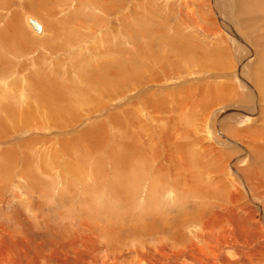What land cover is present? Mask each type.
I'll use <instances>...</instances> for the list:
<instances>
[{"label": "rangeland", "instance_id": "1", "mask_svg": "<svg viewBox=\"0 0 264 264\" xmlns=\"http://www.w3.org/2000/svg\"><path fill=\"white\" fill-rule=\"evenodd\" d=\"M25 1L37 0L0 6V28L11 18L8 11L21 10L20 24L26 29L17 26L12 33L20 37L19 49L7 38L0 41L15 49L2 55L12 61L10 73L5 70L7 91L32 86L35 67L46 72V79L56 77L48 72L55 69L61 96L72 94V101H50L45 91L40 95L34 88L35 96L45 100L39 110L32 103L38 119L50 103L70 112L58 125H35L32 117L33 126L19 128L7 121L9 129L0 136V264H237L243 260L240 254L246 257L238 247L230 248L235 249L230 255L224 246L216 248V255L207 250L202 263L189 249L183 251L192 243L206 249L211 228L198 220H219L221 215L224 222L217 233L231 226L234 239L220 237V243L247 240L255 254L250 258L264 259V250L256 254L264 247V170H258L264 157L249 148L264 144V88L254 73L259 66L264 79V0H49L55 4L46 6H54L57 19L65 18L61 29L46 12L27 11ZM244 5L255 9L239 10ZM242 10L249 13L247 20ZM26 15L42 21L45 30L37 36L51 34L44 43L31 40L36 33ZM59 30L63 48L50 53L56 48L51 38ZM24 61L32 64L20 68ZM126 61L130 69L147 66L151 77L145 73L139 84L138 75L130 80L128 73H143H127ZM89 69L103 78L91 81ZM45 77L38 83L47 86L56 80ZM225 86L232 92L219 96L217 90ZM79 87L90 91L80 92ZM180 90L189 92L172 99L170 93ZM0 92L6 93L3 84ZM152 100L170 101L173 112L152 110ZM130 106L144 118L146 132L141 138L129 118V149L121 135L125 124H111L108 115ZM146 114L151 124L146 125ZM91 126L97 135L82 133ZM171 128L175 159L181 149L191 151L187 163L178 160L187 169L162 166L153 186V171L165 165L168 142L163 134ZM194 249L195 255L201 252Z\"/></svg>", "mask_w": 264, "mask_h": 264}, {"label": "bare ground", "instance_id": "2", "mask_svg": "<svg viewBox=\"0 0 264 264\" xmlns=\"http://www.w3.org/2000/svg\"><path fill=\"white\" fill-rule=\"evenodd\" d=\"M12 1H14L15 2V0H12ZM36 1V0H35ZM78 1H81V0H78ZM104 2L106 1L107 2V0H103ZM116 2L118 1V0H115ZM0 6H2V4L4 3V4H6V6H10L11 5V0H0ZM13 2V3H14ZM46 3H49V0H37L36 2H34V1H30V2H27V1H25V3H24V5L27 7L28 5V9H27V11H29V12H32V13H36V14H40V15H42V12L44 13V12H46L47 13V16L50 18V17H52V18H54V19H51L57 26H58V28H62L63 26H62V21H64V17H61L60 16V18H62V21H59L57 18H58V16L56 15L57 14V11H53L52 10V8L51 7H54V6H46ZM245 2H243V4H244ZM50 5L51 4H53L52 3V1H50V3H49ZM55 4V3H54ZM53 4V5H54ZM253 4V3H252ZM251 5V4H250ZM25 6L23 7V8H25ZM37 7V8H36ZM26 9V8H25ZM241 9H245L246 11H252V10H254L255 9V7L254 6H246V5H244V6H242V7H240V9L239 10H241ZM19 11H21V10H19ZM18 10H15L14 12H10V11H8L9 12V14L11 15V18H9L8 20H5L4 22V26H2L1 28H0V41H3L5 38H7V43L10 45V46H12V47H15L16 45H17V48L19 49V48H21V45H20V43L21 42H18L19 41V39H20V37H18V35H13L12 33H13V31L16 29V27L17 26H19L24 32H26V29L24 28V26L22 25V24H20V23H22L21 22V17H22V13L21 12H19ZM26 11V10H25ZM69 11V10H68ZM243 11V12H242ZM241 12V14L244 16V18H245V20H247V18H248V16H249V13H245L246 11H244V10H242ZM56 15V16H55ZM29 17H31L30 15H26V23L28 24V26L30 27V29L34 32V33H36V36H34V35H32L31 36V40L32 41H34V44L35 45H37V44H42V43H44V41H46L47 40V37H48V35H51V34H49L48 33V35H44L43 37L42 36H37L38 34H40L41 32H43L44 30H45V27H44V25H43V23H42V21H40V20H38V19H36L37 21H38V23L40 24V29L39 30H35L32 26H31V24L29 23V20H28V18ZM34 18V17H33ZM15 20H18V21H15ZM244 21V20H243ZM3 22V21H2ZM50 22V21H49ZM13 24H14V26H13ZM54 24V25H55ZM65 24V23H64ZM82 24V22H79L78 21V27H81L80 25ZM1 25H3V24H1ZM22 26H23V28H22ZM149 28V27H148ZM66 29V28H65ZM150 31H152V30H150ZM153 32V31H152ZM155 33V32H154ZM70 34V33H69ZM72 34V33H71ZM70 34V35H71ZM157 34V33H156ZM160 34V33H159ZM76 35H78V34H76ZM150 35H152L151 33H150ZM61 34H60V30H59V34H58V37L57 38H51V39H53L54 41H53V44H56L55 45V47L56 48H54V47H52V48H50L49 50H51L50 51V53H55V52H58L59 50H61L62 48H63V46H62V41H61ZM80 36H81V34H80ZM28 37H30V36H28ZM68 37H70V36H68ZM51 39H50V41H51ZM59 41H61V42H59ZM18 42V43H17ZM24 44V43H23ZM246 44V43H245ZM244 44V45H245ZM248 44V43H247ZM25 46H28L27 44H24ZM103 46V45H102ZM12 47H8V46H1L0 45V73H2L1 75H0V78L1 79H3L1 82H0V84H3V88L6 90V93L4 94L3 92H0V101H2L1 103H0V112H2L3 113V115H1L0 116V136H2V135H4L5 133H6V130H8L9 129V124L7 123V121H9L11 124H13V125H18V126H16V127H30V126H33V123H32V117H33V120H34V123H35V125L36 124H42L43 122H44V125H45V122H47V123H50V124H53V125H58L59 124V122H60V120L62 119V117H65V112H70L69 110H66V108H64V112H63V110H60L57 106H55L53 103H50V105H49V108H47V110H46V113H45V115H43V116H40V112H39V117H41L42 118V120H40V119H38V117L36 116V112H38V111H35V110H33L35 107L36 108H38V110L40 109V107H42V105H43V103L45 102V100H44V98H42V96H35V93H34V91H33V89L35 88V89H37V90H40V95L41 94H43L44 92L43 91H45V93H44V95H48L49 97L51 96V99H53V100H50V101H54V99L56 100V101H58V100H60V101H72L71 99H72V94L70 95V94H67V95H65L64 93V95H65V97L66 98H64L63 99V97L61 96V93L59 92V91H61V89H58L59 87H61V85H60V83H59V81L57 80V76H58V73L56 72V70L55 69H53V70H51V71H48L49 73L50 72H52L53 74L52 75H54V73H55V75H56V77H52L51 79H53V78H55L56 80H55V82H53V83H49L48 82V78L49 77H47V79H46V77H45V75H46V72L45 71H43V69H40V68H37V67H35L34 68V72L32 73V76H30L31 77V83H32V86H30V83L28 84V86H24V85H20V88H19V90H18V88L15 90V88H13L14 90H12V91H7V83L5 82L6 81V78L8 79L9 78V76H6V72H5V70L7 71V74L8 73H10V71H11V66H12V61H9V60H7V58H6V56L4 55V56H2L5 52H11V51H13V50H15V49H13ZM247 47H248V45H247ZM79 48V47H78ZM102 49V48H101ZM134 49V48H133ZM52 51H54V52H52ZM84 52V51H83ZM47 53V52H46ZM60 53V52H59ZM130 54V53H129ZM35 55H37V58L36 59H40V56H41V54H36V52H35ZM46 55V54H45ZM133 55V54H132ZM258 58V57H257ZM34 59L35 58H32V60L34 61ZM35 59V60H36ZM141 59V58H140ZM42 60H45V57L42 59ZM42 60H38L37 61V63H40V65L39 66H41V61ZM86 62V61H85ZM24 63H25V65H27L28 63H31V61H24L22 64H21V66H20V68L21 67H25V65H24ZM53 63H58V59L57 58H54L53 59ZM142 63V62H141ZM32 64V63H31ZM126 64H127V61H126ZM128 64H129V62H128ZM127 64V66L125 65L124 66V64L122 65V66H124L125 67V70L127 71V73L128 72H132V71H136V73H138V72H142L143 74H134V73H128V75H129V77H130V80H131V78H133L134 79V77H136V75H138V77L135 79V82L136 83H138L139 84V82L140 81H142V80H144L143 78L145 77V73L146 74H149L150 75V77H151V75L152 74H150V71L148 72V69L145 67V66H141V67H136V68H133V69H130L131 68V66H130V68L128 67L129 65ZM150 64V63H149ZM243 64V63H242ZM29 65V64H28ZM130 65H132V64H130ZM264 65V64H263ZM121 66V67H122ZM92 67V66H91ZM20 68L18 69V70H20ZM86 69H88L87 67H85ZM119 68V67H118ZM112 69V68H111ZM150 69V68H149ZM79 70V72L81 73L83 70H84V67H81L80 69H78ZM119 70V69H118ZM264 70V69H263ZM9 71V72H8ZM89 71H90V69H89ZM88 71V72H89ZM113 71V70H112ZM122 71V70H121ZM260 71H261V69H260V67L259 66H256V69H255V71H254V73L256 74L255 75V79L257 80V82H258V84L259 85H262L263 86V88H264V79L260 76ZM92 72H93V70L92 71H90L89 73H91L90 75L88 74V77H90V80L91 81H97L98 79H101V78H103L101 75L100 76H96V75H92ZM114 72H116V70L114 71ZM114 72H112V73H114ZM117 72H119V71H117ZM48 73V74H49ZM78 73V71H76V74ZM95 73H96V71H95ZM112 73H110V74H112ZM152 73V72H151ZM41 74H42V76H41ZM51 74V73H50ZM50 74L48 75V76H50ZM126 74V73H125ZM106 75V74H105ZM104 75V76H105ZM127 74H126V76H128ZM41 76V77H40ZM123 76V75H122ZM42 77H45V79H46V81L48 82V84L49 85H47V86H43L42 84H40V83H38V81H42L43 80V78ZM86 78L87 77H85L84 78V80L82 81V79L81 78H79V80L81 81V82H84L85 80H86ZM110 78V77H109ZM116 78H117V76H116ZM115 78V81L117 80ZM123 78V77H122ZM51 79L49 78V80L51 81ZM128 79V78H127ZM54 80V79H53ZM106 80V79H105ZM111 80V79H110ZM113 81H114V79H112ZM122 80V79H121ZM107 81V80H106ZM118 81V80H117ZM52 82V81H51ZM88 82H89V80H88ZM109 81H107V83H108ZM111 82V81H110ZM120 82V81H119ZM134 82V81H133ZM189 82V81H188ZM113 83V82H112ZM135 83V84H136ZM100 84V83H99ZM103 84V83H102ZM106 84V83H105ZM116 84V83H115ZM121 83H119V85H120ZM133 84V83H132ZM51 85H53V88L56 86L57 88L55 89V90H52V88L50 87ZM114 84H112V85H110V86H113ZM118 85V86H119ZM168 85V84H167ZM166 85V86H167ZM170 85V84H169ZM167 86V87H170V86ZM216 85V84H215ZM83 86V85H82ZM107 86H109V85H106V87ZM124 86H126V85H124ZM123 86V87H124ZM11 87H12V85H11ZM93 87L95 88L96 87V85H93ZM116 87V86H115ZM120 87V86H119ZM258 87V86H257ZM261 87V86H260ZM80 88V87H79ZM87 88V87H86ZM86 88H80L79 89V91L80 92H85L86 90H88V91H90V89H86ZM97 88H99V87H96V89ZM113 88V87H112ZM165 88V87H164ZM46 89V90H45ZM78 89V88H77ZM104 89H106L107 90V88H104ZM118 89V88H117ZM209 89V88H208ZM218 89V88H217ZM110 90H111V87H110ZM114 90V89H113ZM201 90V89H200ZM77 91V90H76ZM100 91V90H99ZM212 91V90H211ZM218 91V93H219V96L221 95L222 97H228V95L232 92V90H231V88L230 87H228V86H225V87H221V89H219V90H217ZM87 92V91H86ZM94 92V91H93ZM173 92V91H172ZM188 92H189V90H188ZM188 92L186 91V90H180L179 92L178 91H176V92H173V93H170V95H172V99H174L175 100V98L176 97H178V96H180L181 94H188ZM204 92V91H203ZM214 92V91H213ZM47 93V94H46ZM77 93V92H76ZM89 94H90V92H88ZM95 93V92H94ZM217 93V92H216ZM62 94V95H63ZM107 94V93H106ZM75 95V94H74ZM87 95V94H86ZM100 95V94H99ZM80 96V95H79ZM82 96V95H81ZM80 96V97H81ZM92 96V95H91ZM263 96V95H262ZM77 97V96H76ZM16 99V100H15ZM74 99V98H73ZM77 99V98H76ZM81 99V98H80ZM79 99V100H80ZM164 99V98H163ZM162 99V100H163ZM227 99V98H226ZM161 100V99H160ZM55 101V102H56ZM78 101V100H77ZM147 102V101H146ZM184 102H186V101H184ZM32 103H35L36 104V106L34 107L33 106V104ZM116 103H117V101H116ZM154 107L152 108V110H154V111H157V110H160V111H166V112H168V113H170V112H173L171 109H170V101H169V103H166L165 101H153L152 100V102H150ZM123 105H124V103H123ZM187 105V104H186ZM127 106V105H126ZM160 106H165L166 107V109H162L161 110V108H160ZM64 107V106H63ZM62 107V108H63ZM147 107V106H146ZM204 107H206V106H204ZM35 108V109H36ZM137 107H135V108H133V107H124V109L120 112V113H118V114H116L115 112L113 113V114H111L110 115V117H109V115H108V118L110 119V122H111V124H117V123H119L120 125L121 124H125V126L127 125V123L126 122H128L127 120L129 119V118H133L134 120H135V122H133V123H131L133 126H135V127H139L140 128V130H138L139 132H138V134H139V136H141V138H142V134L144 135L145 134V132L146 131H144V130H146L145 129V127H144V124H143V120H144V118L143 117H141L138 113H136L137 112V109H136ZM178 108V107H177ZM70 109V108H69ZM122 109V108H121ZM145 110V109H144ZM187 110H188V108H187ZM176 111V110H175ZM179 111H180V109H179ZM177 112V111H176ZM181 112V111H180ZM69 115V114H68ZM147 115V114H146ZM150 115H152V114H150ZM208 115V114H207ZM106 116V115H105ZM150 116H146V121H147V123H146V125H148V124H151L152 123V119H150L149 118ZM167 118H165V120H166ZM200 120V119H199ZM202 120V119H201ZM41 121V122H40ZM145 121V122H146ZM40 122V123H39ZM40 124V125H41ZM100 125V124H99ZM165 125V124H164ZM47 127V126H46ZM164 127V126H163ZM174 127V126H173ZM172 127V128H173ZM42 128V127H41ZM48 128V127H47ZM167 128V127H166ZM171 128V129H172ZM225 128V127H224ZM136 129V128H135ZM148 129V128H147ZM153 129V128H152ZM168 129V128H167ZM175 129V128H174ZM174 129H172L173 131L169 134L168 133V131L166 130L165 132H164V134H163V138H165L166 140H167V147H166V149H167V152H166V156L164 157V160H165V165L163 164V163H160L157 167H156V170L155 171H153V175H152V179L150 180V181H152V183L154 184L153 186H155V175L157 174V172H159L160 170H161V168H162V166H166V165H169L170 166V169H171V171H175V170H178V167L179 166H181L182 168H185V169H187L186 168V164H183L182 163V165L181 164H179V162H178V160L181 158H183V160L187 163V161H188V156H191L190 155V153H191V151L190 150H186V149H181L182 147V145H184L185 143H182L181 145H180V148H179V146H178V148L179 149H181L182 150V152H181V155H180V157L179 158H177V159H175V153H176V151L178 150V149H175V150H172L173 148H171V146L170 145H172L173 147H175V142L172 140V137L174 138ZM228 129V128H227ZM73 130V129H72ZM88 130H90L93 134H96V130L94 129V126H91V127H89L88 129H85L84 130V132H82V133H88L87 131ZM134 130V129H133ZM170 130V129H169ZM231 130V129H230ZM69 131H71V130H67V132H69ZM75 131V130H74ZM130 131V128H128L127 126H126V128H125V130H124V132H122L121 133V135L123 134L124 136H123V139L125 138V146L127 147V148H131L132 147V145H131V143L130 142H128L129 141V139H128V133H130L129 132ZM132 131V130H131ZM179 131V130H178ZM177 131V132H178ZM256 131V130H255ZM29 133H31V131H28ZM67 132H65V133H67ZM176 132V131H175ZM28 133V134H29ZM41 133V132H40ZM52 133V132H51ZM53 133H55V134H60V131L59 130H55V131H53ZM63 133V132H62ZM81 133V132H80ZM81 133V134H82ZM137 133V132H136ZM243 133H245V132H243ZM24 134V133H23ZM246 134H249L248 132L246 133ZM259 134V133H258ZM257 134V135H258ZM97 135V134H96ZM152 135V134H151ZM256 135V134H255ZM53 136H55V135H53ZM194 136V135H193ZM261 136V135H260ZM138 137V136H137ZM167 137H168V139H167ZM262 137V136H261ZM55 138H56V136H55ZM134 138V137H133ZM145 138H146V136H145ZM177 138H178V136H177ZM190 138V137H189ZM264 138V137H263ZM57 139H59V138H57ZM159 139V138H158ZM179 139V138H178ZM227 139V138H226ZM70 140V139H69ZM145 140V139H144ZM147 140V139H146ZM152 140H154V139H152ZM152 140H150V138H149V142L150 143H152L151 141ZM160 140V139H159ZM174 140H176V142H177V139H174ZM264 140V139H263ZM60 140H57V143H60L59 142ZM76 141V140H75ZM119 141V140H118ZM155 141V140H154ZM153 141V142H154ZM160 141H163V140H160ZM180 141H182V140H180ZM228 141V140H227ZM33 142H35V140H33ZM145 142V141H144ZM166 142V141H165ZM264 142V141H263ZM117 143V142H116ZM150 143H149V145H150ZM156 143V142H155ZM154 143V144H155ZM162 143V142H161ZM74 144V143H73ZM142 144V143H141ZM140 144V145H141ZM148 144V143H147ZM180 144V143H179ZM177 145V144H176ZM197 145V144H196ZM259 145H261V146H259ZM263 145V146H262ZM116 146L118 147L119 145H117L116 144ZM134 146V145H133ZM138 147H140V146H138ZM244 147H247V146H244ZM133 148V147H132ZM143 148V147H142ZM249 148L251 149V154H255L258 158H260V157H264V144L262 143V144H258V145H250L249 146ZM243 149H246V148H243ZM242 149V150H243ZM109 151V150H108ZM140 151H142V150H140ZM198 151H200V150H198ZM239 151V150H238ZM135 152V151H134ZM137 152V151H136ZM110 153L112 154V151H110ZM178 155V154H177ZM195 155H196V153H195ZM153 156V155H152ZM178 157V156H177ZM154 158V157H153ZM254 158V157H253ZM180 159V160H181ZM192 159H194L193 157H192ZM243 159V158H242ZM166 161H167V163H166ZM182 161V160H181ZM7 162V161H6ZM153 162V161H152ZM171 162H172V164H171ZM177 163L178 164V166L175 164V163ZM198 163V162H197ZM157 165V164H156ZM172 165V166H171ZM188 166V165H187ZM153 167V166H152ZM180 169V168H179ZM258 170H259V172L260 171H263L264 170V163L263 164H261L260 163V165H259V167H258ZM174 173V172H173ZM179 173V172H178ZM185 173V172H184ZM261 174H262V172H260ZM164 174V173H163ZM170 174V173H169ZM173 175V174H172ZM189 175V174H188ZM199 175V174H198ZM175 176H176V173H175ZM187 176V175H186ZM177 178V177H176ZM188 178H189V176H188ZM144 179V178H143ZM183 179V178H182ZM184 184V183H183ZM151 187V186H150ZM170 187L171 188H174L175 189V185H170ZM169 187V188H170ZM261 187V186H260ZM151 191V190H150ZM174 192V191H173ZM202 212H204L203 210L202 211H199V213L201 214ZM194 213H195V211H194ZM197 213V212H196ZM204 215V214H203ZM184 216V215H183ZM192 216V215H191ZM215 216V215H214ZM198 217V216H197ZM225 216L224 215H221V216H218V217H216V218H220L219 220H214L213 218H208V222H205V221H203V220H198L199 221V223L200 224H203V227L204 226H206V228H211V230H209L208 232H209V234H210V236H211V238H210V240H211V242H207L206 240H204V244L206 245V249L204 248V246H202L203 247V249H202V247H197L196 246V244H191L192 246H189V245H187V247L186 248H184V252H186L188 249V252H189V255L195 260V261H197V262H201V259H206V257L203 255V254H205V252H207V250H208V252H210V253H215V255L217 254L216 252V248H219L220 246L222 247V246H224L225 247V253L226 254H228V255H230L231 253H233L234 252V250H229L230 248H236V247H238L239 249L241 248L243 251H244V255L246 256V257H244L243 258V253L242 254H240V258H241V260L242 261H240L239 263H237V264H261V259H263V258H261L260 259V261H256V260H259V258H260V255H259V257L258 256H256V259H251L250 258V256L251 257H255L254 255V251L253 252H250L249 251V249H250V246H249V243L247 242V240H246V242H244L243 244H241L239 241H236V242H234V243H232V244H229V243H220V241H219V238L220 237H229V238H231V239H234V236H233V231H232V228H231V226H230V228L229 227H223L222 226V228H221V230L217 233V231H218V228H219V225L221 226V224L224 222V220H223V218H224ZM226 219V218H225ZM218 221H219V223H218ZM207 223V224H206ZM228 226V225H227ZM247 232H249V231H247ZM244 233V232H243ZM261 243V242H260ZM255 244V243H254ZM253 245V244H252ZM256 245H260V244H256ZM256 245H254V246H256ZM213 246L215 247V249L213 248ZM262 246V245H261ZM194 247H196L197 249H199L201 252L198 254V255H195V252H197V251H195V249H194ZM262 250H264V247H261V250H258V251H256L257 253L256 254H261V251ZM219 251V250H218ZM263 254V253H262ZM250 255V256H249ZM237 258V257H236ZM226 260H228V257H227V259ZM230 260V259H229ZM264 260V259H263ZM207 261V260H206ZM211 261V260H210ZM213 261V260H212ZM214 263H216V260L214 259ZM237 261V260H236ZM234 262V261H233ZM133 263V262H132ZM142 263V261L140 262V264ZM202 263V262H201ZM203 263H204V260H203ZM213 263V262H212ZM225 264H231V263H229V262H227V263H225ZM235 264V263H234Z\"/></svg>", "mask_w": 264, "mask_h": 264}, {"label": "water", "instance_id": "3", "mask_svg": "<svg viewBox=\"0 0 264 264\" xmlns=\"http://www.w3.org/2000/svg\"><path fill=\"white\" fill-rule=\"evenodd\" d=\"M28 20H29V23L31 24V26L35 30H39L40 29V24L38 23V21L35 18L29 17Z\"/></svg>", "mask_w": 264, "mask_h": 264}, {"label": "crops", "instance_id": "4", "mask_svg": "<svg viewBox=\"0 0 264 264\" xmlns=\"http://www.w3.org/2000/svg\"><path fill=\"white\" fill-rule=\"evenodd\" d=\"M32 67V66H31Z\"/></svg>", "mask_w": 264, "mask_h": 264}]
</instances>
